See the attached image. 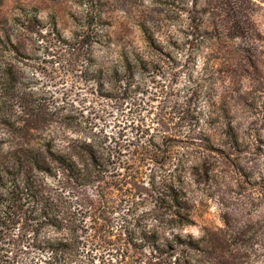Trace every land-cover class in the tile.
Here are the masks:
<instances>
[{"label": "rangeland", "instance_id": "rangeland-1", "mask_svg": "<svg viewBox=\"0 0 264 264\" xmlns=\"http://www.w3.org/2000/svg\"><path fill=\"white\" fill-rule=\"evenodd\" d=\"M255 2L257 41L195 49L183 43L190 0L0 1V60L12 61L30 98L43 104L56 141L86 138L123 160L120 146L135 134L155 133L158 116L177 101L199 114V126L221 152L175 141L173 154L159 152L139 174L147 184L152 176L182 173L178 159L188 162L184 191L192 221L174 233L198 241L191 264H264V0ZM90 16L95 62L109 70L102 86L69 63L62 41L81 32ZM33 19L44 27L43 39L31 31ZM129 199L125 208L135 218L152 201ZM134 257V264L170 260L166 253Z\"/></svg>", "mask_w": 264, "mask_h": 264}, {"label": "trees", "instance_id": "trees-1", "mask_svg": "<svg viewBox=\"0 0 264 264\" xmlns=\"http://www.w3.org/2000/svg\"><path fill=\"white\" fill-rule=\"evenodd\" d=\"M255 3L190 0L183 43L198 49L207 42L257 41ZM93 22L90 16L81 32L62 41L69 63L102 86L109 70L95 62ZM31 26L40 38L46 36L36 19ZM55 29L51 31L59 35ZM21 78L12 61L0 60V264H134L137 254L163 253L170 257L169 264H191L190 252L198 249V241L174 233L192 221L184 191L188 162L178 159L176 168L184 166L182 173L152 176L147 184L139 174L159 152L173 154L175 141L220 153L206 128L199 126V114L185 106V99L177 101L158 116L155 133L135 134L120 146L127 155L119 160L116 150L86 138L56 141V126L43 104L30 98ZM232 137L230 145L236 146ZM130 196L152 199L139 218L125 208V197L129 205ZM127 250L132 254H125Z\"/></svg>", "mask_w": 264, "mask_h": 264}]
</instances>
